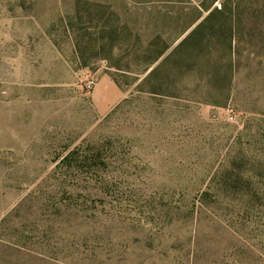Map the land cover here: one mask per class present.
<instances>
[{
	"label": "rangeland",
	"instance_id": "obj_1",
	"mask_svg": "<svg viewBox=\"0 0 264 264\" xmlns=\"http://www.w3.org/2000/svg\"><path fill=\"white\" fill-rule=\"evenodd\" d=\"M0 264H264V0H0Z\"/></svg>",
	"mask_w": 264,
	"mask_h": 264
},
{
	"label": "trees",
	"instance_id": "obj_2",
	"mask_svg": "<svg viewBox=\"0 0 264 264\" xmlns=\"http://www.w3.org/2000/svg\"><path fill=\"white\" fill-rule=\"evenodd\" d=\"M200 24H201V23H200ZM200 24H199V25H200ZM199 25H198V26H199ZM200 26H201V25H200ZM182 44H184V43H180V45H182Z\"/></svg>",
	"mask_w": 264,
	"mask_h": 264
},
{
	"label": "built area",
	"instance_id": "obj_3",
	"mask_svg": "<svg viewBox=\"0 0 264 264\" xmlns=\"http://www.w3.org/2000/svg\"><path fill=\"white\" fill-rule=\"evenodd\" d=\"M231 118H232V116H231Z\"/></svg>",
	"mask_w": 264,
	"mask_h": 264
}]
</instances>
